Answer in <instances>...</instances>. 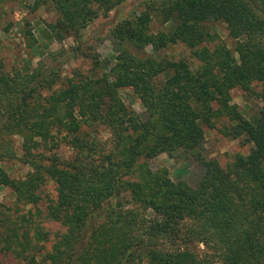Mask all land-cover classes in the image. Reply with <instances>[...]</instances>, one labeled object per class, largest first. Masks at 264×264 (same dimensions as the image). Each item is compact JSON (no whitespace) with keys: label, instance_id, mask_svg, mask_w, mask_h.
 I'll return each mask as SVG.
<instances>
[{"label":"trees","instance_id":"trees-1","mask_svg":"<svg viewBox=\"0 0 264 264\" xmlns=\"http://www.w3.org/2000/svg\"><path fill=\"white\" fill-rule=\"evenodd\" d=\"M40 1L49 38L72 45L25 69L0 62V163L31 167H0V264H264V0H143L109 29L113 64L66 77L71 59L99 64L83 31L126 0ZM175 49L186 55L161 54ZM233 91L259 101L253 116ZM216 124L248 146L222 166L200 152ZM161 154L192 163V181L152 170Z\"/></svg>","mask_w":264,"mask_h":264},{"label":"rangeland","instance_id":"rangeland-1","mask_svg":"<svg viewBox=\"0 0 264 264\" xmlns=\"http://www.w3.org/2000/svg\"><path fill=\"white\" fill-rule=\"evenodd\" d=\"M35 0H12L0 8V62L6 70L13 66L21 69L29 68L35 65L40 58H46L50 52H57L59 50L67 51L72 45L70 38H64L61 42H54L49 38V34L45 29V23L52 20V15L45 9V4L37 6L31 10ZM143 0H126L121 7L108 12L106 15H99L91 23H89L83 31V41L85 45L89 46L95 53L99 64L90 72L91 61L87 58L78 57L71 59L62 67V75L66 77L70 72L77 70L83 75L101 74L104 69L113 64L115 53L112 49L110 40L108 39V32L110 27L121 18L129 15L130 12L141 9L139 6ZM37 3L41 4L40 0ZM47 8V7H46ZM156 25L151 24V28ZM217 34L223 37V25L217 26ZM152 28V29H153ZM30 30L33 40H29L26 31ZM170 55H186L179 49L161 51V54ZM176 59V57L174 58ZM239 91H233L231 103L235 104L247 116H253L259 106V101L253 96H242ZM120 98L125 105L130 106L134 111L140 112L141 107L139 101L130 89H122L119 93ZM216 129L205 130L204 128V143L200 150L202 156H208L216 159L222 166L229 161L231 157L236 154H244L248 146L241 147L236 141H229L223 137L215 125ZM98 137L101 141H107L109 134L102 127L97 129ZM13 147L16 155L19 153V140L17 137L13 138ZM12 141V142H13ZM58 153L62 157L71 155V151L61 146ZM148 164L152 170L159 167L167 169L169 176L172 179L181 178L190 183L193 174L196 173V167L188 162V164H181L175 162L165 155H158L156 158L149 160ZM0 167L9 173L11 177L22 178L28 171H31L30 166L22 165L16 160L0 163ZM53 186L51 182H47L43 186V195L48 198L53 197ZM12 199L8 189L0 188V205L8 204ZM44 201L46 199L43 198ZM49 228V227H48ZM202 248V244L198 245Z\"/></svg>","mask_w":264,"mask_h":264}]
</instances>
